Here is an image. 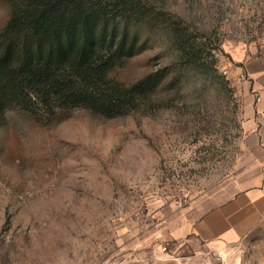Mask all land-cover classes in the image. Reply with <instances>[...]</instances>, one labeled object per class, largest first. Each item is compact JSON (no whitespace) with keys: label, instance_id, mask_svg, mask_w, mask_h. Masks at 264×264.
Listing matches in <instances>:
<instances>
[{"label":"rangeland","instance_id":"374dc122","mask_svg":"<svg viewBox=\"0 0 264 264\" xmlns=\"http://www.w3.org/2000/svg\"><path fill=\"white\" fill-rule=\"evenodd\" d=\"M163 2L196 54L180 62L158 29L117 67L125 83L168 70L137 109L0 117V264H147L162 229L236 172L242 101L228 69L264 50V0ZM8 16L0 0V29Z\"/></svg>","mask_w":264,"mask_h":264},{"label":"trees","instance_id":"16d2710c","mask_svg":"<svg viewBox=\"0 0 264 264\" xmlns=\"http://www.w3.org/2000/svg\"><path fill=\"white\" fill-rule=\"evenodd\" d=\"M4 1L9 16L0 29V117L9 106L39 123L73 108L106 117L137 109L168 70L132 83L112 72L143 51L158 29L180 62L195 58L189 26L155 4L163 0Z\"/></svg>","mask_w":264,"mask_h":264},{"label":"crops","instance_id":"0c3cea01","mask_svg":"<svg viewBox=\"0 0 264 264\" xmlns=\"http://www.w3.org/2000/svg\"><path fill=\"white\" fill-rule=\"evenodd\" d=\"M228 72L242 101L240 165L162 229L147 264H264V50Z\"/></svg>","mask_w":264,"mask_h":264},{"label":"built area","instance_id":"2783aa9c","mask_svg":"<svg viewBox=\"0 0 264 264\" xmlns=\"http://www.w3.org/2000/svg\"><path fill=\"white\" fill-rule=\"evenodd\" d=\"M256 100H258V96L256 97Z\"/></svg>","mask_w":264,"mask_h":264}]
</instances>
